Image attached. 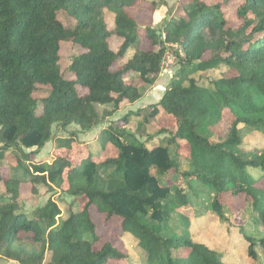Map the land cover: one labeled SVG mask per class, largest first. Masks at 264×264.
I'll use <instances>...</instances> for the list:
<instances>
[{
	"label": "trees",
	"instance_id": "trees-1",
	"mask_svg": "<svg viewBox=\"0 0 264 264\" xmlns=\"http://www.w3.org/2000/svg\"><path fill=\"white\" fill-rule=\"evenodd\" d=\"M143 1L152 12L165 3L0 0V162L9 160L26 175L33 169V192L41 184L73 198L65 216L52 195L26 214L20 208L26 181L0 163V257L13 256L19 264H226L222 252L192 240L191 196L200 188L212 191L211 211L218 217L229 197L250 205L264 222V143L243 145L249 131L264 134V0H183L160 29L150 21L141 26L137 9ZM228 7H234L233 18ZM60 12L71 26L61 22ZM111 36L122 39L118 51L109 45ZM67 41L83 51L64 71L60 48ZM131 46L132 56L119 64ZM168 50L178 69L159 101L120 119L124 126L132 114L146 122L162 115L156 125L157 135H164L160 144L147 148L125 128L109 124L94 152L71 133L57 140L52 152L62 153L54 162L35 158L22 164L32 158L22 148L44 147L53 126L91 130L139 100L160 78ZM221 64L226 70L206 85L194 77ZM40 86L46 95L38 98ZM109 104L111 109L97 111L96 105ZM10 148H18L19 156ZM179 159L187 162L181 172ZM111 219L133 236L143 259L105 238ZM247 254L256 259L253 243Z\"/></svg>",
	"mask_w": 264,
	"mask_h": 264
},
{
	"label": "rangeland",
	"instance_id": "rangeland-1",
	"mask_svg": "<svg viewBox=\"0 0 264 264\" xmlns=\"http://www.w3.org/2000/svg\"><path fill=\"white\" fill-rule=\"evenodd\" d=\"M206 1L209 4H212L217 0ZM183 4V0H165V3H160L159 1L157 7L152 12L150 11V4L143 1L139 5L140 8L137 9L138 20L142 24L141 26L150 21L151 27L160 29L162 28L165 20H167L170 15L177 13ZM233 11L234 7H228L226 15L233 18ZM58 18L66 27L72 25V20L65 12H60ZM107 22L110 24L109 19H107ZM142 29H140V33L144 35ZM121 42L122 39L116 36H111L109 39V45L114 51H118ZM148 43L149 42L144 38L143 47H147ZM134 50L135 48L132 46L128 48L123 58L119 61V64L125 63L132 56ZM82 51L83 50L80 47L72 44L69 41L62 42L60 48L62 69L66 71V68L71 62L72 57ZM171 56L173 57V63L168 62ZM166 64L167 66H165ZM163 67L164 69L161 72V75H166V78L159 80L157 79L154 83L148 85L144 89V92L139 100L132 104L123 105L121 108H119V110L104 118L103 122L95 128L91 130H81L76 124H69L64 128L56 125L53 126L52 135L44 147L39 149L36 147L22 148L24 152L32 153V158L22 160V164L29 165V163L35 158L54 162L55 156L62 153V151L57 152V154H53L52 152L57 140L66 138L71 135V133H74L75 140L77 142L86 145L92 152H94L99 148L98 137L100 130L104 127H107L109 124L116 125L120 128H125L126 131L134 134L136 138L143 141L147 148H151L156 144H160L161 140L164 138V135H157L156 125L163 123L161 122L162 115L155 116L150 119V122H146L143 120L142 116H135L132 114L130 115L129 122L124 126H121L120 119L129 112H135L140 107H144L146 105L148 106L159 101L165 91L166 84L168 83L170 76L178 69V64L176 63V59L171 51L167 52L164 56ZM225 70L226 66L221 64L216 68L204 72H198L194 74V77L200 82V84L206 85L210 80L219 78ZM131 77H134V75H131ZM35 95L38 98L45 96V88L40 86V88L36 90ZM96 108L101 114L104 109H111L112 106L110 104L105 106L96 105ZM37 110H39V108ZM223 122L218 124V132H221L222 125L224 124ZM143 130L145 135L141 136L140 132ZM263 143L264 134L256 131H249L243 141V145L246 147L259 146ZM83 145L80 146L76 143L74 148L80 147V151L85 152ZM9 151L11 153L14 152L18 156L20 154L18 148H10ZM70 156L75 160L80 158V155L74 156L71 154ZM0 163L9 171V174L16 175L19 178H24L26 181L20 201V208L23 212L30 214L35 208L44 205L46 200L52 195L54 196V199L57 200L59 207L62 210V215H66L67 205L70 204L73 199L70 195L56 187H53L52 191H49L48 187L41 184L37 186V192H33L31 191V183H29L31 175L35 173L33 169H31L32 172L30 174L26 175L24 174L22 167L17 166L15 163H10L9 160L4 159L1 160ZM185 169H187V162L184 159H179V171L181 172ZM249 172L255 176H258V173L252 169H249ZM170 178L175 182L178 178V175L173 174L170 176ZM182 187L187 190L185 185ZM0 191H2L1 185ZM212 196V191L204 188H200V192L196 196H191V205L194 210V214L190 215L189 217V231L191 232L192 240L203 243L216 251L222 252L224 256L223 260L226 264H264V250L260 243L261 239L264 240V222L257 218L256 213L253 211L250 205L245 207L242 200H237L235 198L230 199L229 197H226L224 200L225 203H227L228 208L223 210V218L221 216L218 217L216 214H214V212L211 211L210 204ZM73 209H76V204L73 206ZM107 226L105 238L117 240L116 242L120 245L121 250L136 259H143V254L137 247L136 240L130 234L123 233L121 231V225L118 220L111 219L109 222H107ZM179 232L180 229L177 230V234ZM251 243H253V248L257 256L254 260L247 254L248 246ZM0 264L19 263L13 256H10L9 258L1 256ZM108 264L116 263L111 261Z\"/></svg>",
	"mask_w": 264,
	"mask_h": 264
},
{
	"label": "built area",
	"instance_id": "built-area-1",
	"mask_svg": "<svg viewBox=\"0 0 264 264\" xmlns=\"http://www.w3.org/2000/svg\"><path fill=\"white\" fill-rule=\"evenodd\" d=\"M172 59H173V57L171 56L170 59L168 60V62H169V63H173ZM164 64H165V63H164ZM165 66H167V64H166Z\"/></svg>",
	"mask_w": 264,
	"mask_h": 264
},
{
	"label": "crops",
	"instance_id": "crops-1",
	"mask_svg": "<svg viewBox=\"0 0 264 264\" xmlns=\"http://www.w3.org/2000/svg\"><path fill=\"white\" fill-rule=\"evenodd\" d=\"M163 78H166V75H164V76L161 75L159 79H163Z\"/></svg>",
	"mask_w": 264,
	"mask_h": 264
}]
</instances>
